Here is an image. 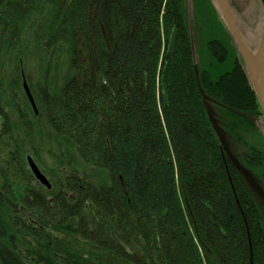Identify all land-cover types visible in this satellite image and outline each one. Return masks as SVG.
I'll list each match as a JSON object with an SVG mask.
<instances>
[{"label":"trees","instance_id":"16d2710c","mask_svg":"<svg viewBox=\"0 0 264 264\" xmlns=\"http://www.w3.org/2000/svg\"><path fill=\"white\" fill-rule=\"evenodd\" d=\"M191 3L192 20L185 0H0V264H43L32 242L52 264H264L259 205L194 64L264 183L262 114L210 0ZM20 61L39 68L36 114Z\"/></svg>","mask_w":264,"mask_h":264},{"label":"water","instance_id":"95a60500","mask_svg":"<svg viewBox=\"0 0 264 264\" xmlns=\"http://www.w3.org/2000/svg\"><path fill=\"white\" fill-rule=\"evenodd\" d=\"M217 4L219 8L218 15L220 16L223 24L225 25L227 31L231 35L236 45L238 54L242 61L243 68L246 72L247 79L256 96L262 117L264 119V21H263L260 39L256 47V50L253 55H249L246 50L244 40L236 25L235 18L231 12L228 0H217ZM190 43H191V48H192V54L194 57V45H193V39H192L191 32H190ZM194 74L196 78L198 91L202 98V102L204 105V109H205L208 121L212 127L213 132L215 133V136L219 142L220 148L224 156L230 162L233 168L238 172V174L242 177L247 187L257 196L264 199V192L262 188L260 187V185L258 184L254 175L251 173L250 170L245 168L231 152L229 142L226 137V132L222 128L219 120L217 119L215 112L212 109V106H211L212 101L210 100L208 96H206V94L204 93V91L202 90L200 86L198 69H197L196 64H194ZM23 89H24L25 95L27 97V100L31 108L36 114L37 110H36L33 97L25 82H23ZM26 161L28 164V168L31 174L33 175V177L46 189H50V183L48 179L40 172L39 168L37 167L33 159L28 156Z\"/></svg>","mask_w":264,"mask_h":264},{"label":"rangeland","instance_id":"374dc122","mask_svg":"<svg viewBox=\"0 0 264 264\" xmlns=\"http://www.w3.org/2000/svg\"><path fill=\"white\" fill-rule=\"evenodd\" d=\"M185 3H186V7H187V11H188L190 20H192V3H191V0H185ZM210 3L212 4L214 11L218 15L219 14V8H218L217 0H212V1L210 0ZM228 3L230 6V9H231V12L235 18L238 30H239V32H240V34L244 40L246 50H247L249 55H253L255 50H256V47L258 45L262 26H263L264 7H263L262 3L260 2V0H228ZM219 19L221 20L220 16H219ZM24 61H31V60H24ZM33 61H35V60H33ZM18 67L19 68L21 67L23 69V71L25 72V73L22 72V75H21L22 78L20 79V81H21L20 87H21L22 95L19 98V102L21 104H23L22 103V101H23L22 96H24V98H26V100H27V97H26L24 89H23V82H25L26 85L28 86V88L30 89V91L33 92L32 84H34L36 82V79L39 77V68H37L35 62L30 63L29 66H27V65L25 66V62H23V61H20V64H18ZM19 68L17 69V71L19 70ZM252 120L254 121V125L257 128L258 132L260 133V137L262 138V141L264 142V119H263V117L258 116V117L252 118ZM220 124H221V122H220ZM221 126L223 128L222 124H221ZM226 137L228 140L227 134H226ZM231 140H232L231 144H233L232 147L234 146V149L236 152L243 153L245 151L244 150L245 148L241 144H238L234 140V138H231ZM253 142H255L257 144V146H259V147L261 146L264 150V147H263L264 145L261 142L258 143L257 140H253ZM29 157H31L33 159L32 156H29ZM33 161L35 162L34 159H33ZM35 164L38 167V164L36 162H35ZM38 168H39L40 172L49 181V178H48L46 172H44V170L40 169V167H38ZM34 180H35V182L40 184L35 178H34ZM49 183H50V181H49ZM259 209H260V213H261V221H262V224L264 226V205L259 203ZM28 242H29V240L27 238L21 241V243L24 247H29V246H26V245H28ZM32 245L33 246L29 247V249H31V251L34 255H40L43 257V264H52L48 258V253H49L48 247L49 246H48L47 242H46V244L41 243L40 247L37 246V244L35 242H32ZM23 246H21V247H23Z\"/></svg>","mask_w":264,"mask_h":264},{"label":"flooded vegetation","instance_id":"af4514ba","mask_svg":"<svg viewBox=\"0 0 264 264\" xmlns=\"http://www.w3.org/2000/svg\"><path fill=\"white\" fill-rule=\"evenodd\" d=\"M253 122H254V121H253ZM235 157H236V156H235ZM236 158H237V157H236ZM237 159H238V158H237ZM254 177H255V176H254ZM255 178H256V177H255ZM256 180H257L258 184L260 185V187L262 188V190H263V192H264V183H263V181H261V180H259V179H257V178H256ZM252 193H253V192H252ZM253 195H254V197L256 198L258 205H259V203L264 205V199L260 198V197L257 196L255 193H253Z\"/></svg>","mask_w":264,"mask_h":264}]
</instances>
